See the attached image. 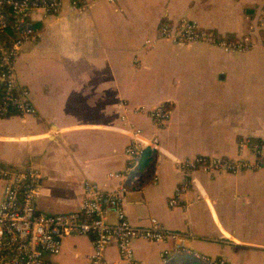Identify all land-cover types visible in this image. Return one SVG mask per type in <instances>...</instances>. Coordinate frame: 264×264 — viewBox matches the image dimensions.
<instances>
[{"label": "crops", "instance_id": "obj_1", "mask_svg": "<svg viewBox=\"0 0 264 264\" xmlns=\"http://www.w3.org/2000/svg\"><path fill=\"white\" fill-rule=\"evenodd\" d=\"M90 1L85 11H73L67 0L59 15L37 16L42 35L25 44L16 63L36 111L0 118V168L39 171L40 211L78 210L86 181L104 190L124 182L110 174L126 166L132 124L143 130L141 141L154 143L157 160L153 178L132 185L124 197L130 222L146 225L156 217L184 234L196 253L229 264H264V47L233 52L204 43L146 44L164 23L183 19L223 34H248L264 0ZM161 105L172 113L156 125L148 111ZM247 137L251 143L241 151L239 141ZM197 155L262 166L187 177L179 163ZM185 180L181 204L170 206ZM5 184L0 176V202ZM170 245L133 241L146 264H163L161 253ZM92 252L89 236H68L61 252L47 259L93 264ZM105 257L123 264L114 243Z\"/></svg>", "mask_w": 264, "mask_h": 264}, {"label": "built area", "instance_id": "obj_2", "mask_svg": "<svg viewBox=\"0 0 264 264\" xmlns=\"http://www.w3.org/2000/svg\"><path fill=\"white\" fill-rule=\"evenodd\" d=\"M67 0H0V35L13 32L10 39H0V83L3 95L0 100V118L12 114L27 116L36 109L31 100L29 88L18 79L16 63L28 42L37 41L42 28L35 25L37 16L43 20L51 15H59ZM112 2L116 0H110ZM73 11H85L90 0H69ZM254 29L245 35L230 37L218 31L206 29L198 22L183 19L179 22H167L160 28L155 39L146 44L153 45L157 40H168L185 45L204 43L224 51H246L257 45L264 47V10L256 17ZM145 108L136 112H144ZM148 111V110H147ZM156 125H162L171 117V108L161 105L148 111ZM125 120V116L123 117ZM133 137L126 148L127 162L120 172L111 173V177L124 180L116 189L104 190L97 184L86 181L84 197L78 210L47 213L36 206L39 196L40 173L33 166L21 171L0 168V176L6 181L4 196L0 202V264H55L47 255H58L62 250L63 238L86 235L91 238L93 252L90 255L93 264H116L105 257L108 246L114 243L123 264H146L137 259L133 247L136 239L170 243L161 253L163 264H167L178 253L192 254L207 264H229L225 258H215L199 254L187 245L184 234L168 229L156 217H151L146 225H134L127 217L124 197L132 191L141 175L138 168L146 148L154 149V143L141 141V128L134 127ZM251 140L239 141L242 151ZM253 145V144H251ZM257 155L261 154V145L254 144ZM179 166L187 177L190 173L202 170L207 173L238 174L245 170H257L261 161L250 162L224 156L197 155L183 159ZM189 180V178H188ZM185 180L178 185L169 205L181 204V196L189 187ZM113 217L114 220H110Z\"/></svg>", "mask_w": 264, "mask_h": 264}, {"label": "trees", "instance_id": "obj_3", "mask_svg": "<svg viewBox=\"0 0 264 264\" xmlns=\"http://www.w3.org/2000/svg\"><path fill=\"white\" fill-rule=\"evenodd\" d=\"M227 36L236 37L235 33H226ZM13 32L9 31L6 36L0 35V39L4 40L10 39L13 37ZM3 95V86H0V100ZM168 107V106H167ZM156 154L149 148H146L145 154L141 159L140 166L138 168V173L141 175L139 182L136 184L137 186L141 187L145 185L149 180H151L155 173V166H156ZM167 264H207L200 259L196 258L192 254L187 253H178L175 255Z\"/></svg>", "mask_w": 264, "mask_h": 264}]
</instances>
